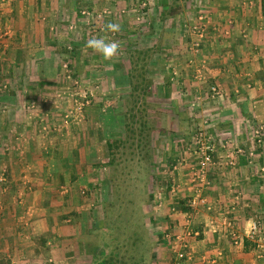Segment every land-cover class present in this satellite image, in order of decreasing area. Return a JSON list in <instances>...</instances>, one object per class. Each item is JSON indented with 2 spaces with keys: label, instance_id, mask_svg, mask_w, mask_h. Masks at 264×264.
Listing matches in <instances>:
<instances>
[{
  "label": "rangeland",
  "instance_id": "1",
  "mask_svg": "<svg viewBox=\"0 0 264 264\" xmlns=\"http://www.w3.org/2000/svg\"><path fill=\"white\" fill-rule=\"evenodd\" d=\"M36 1L33 10L31 0H0V47L10 34L6 14L13 23L18 9L51 14L50 31L62 44L53 84L17 88L25 90L18 122L0 128V264H86L110 251L146 264L161 234L171 240L175 214L188 220L209 209L215 162L244 154L229 135L210 132L209 115L225 108L224 88L207 78L209 41L223 29L206 0ZM108 22L120 31H102ZM101 36L120 42L112 61L85 47ZM13 109L0 100V111ZM251 130L261 143V127ZM252 205L241 234L230 236L264 264V201L255 212ZM175 252L191 257L187 239Z\"/></svg>",
  "mask_w": 264,
  "mask_h": 264
},
{
  "label": "crops",
  "instance_id": "2",
  "mask_svg": "<svg viewBox=\"0 0 264 264\" xmlns=\"http://www.w3.org/2000/svg\"><path fill=\"white\" fill-rule=\"evenodd\" d=\"M31 1L35 10L37 1ZM206 1L213 22L223 29L221 36L212 32L209 41V58L213 60L206 68L207 78L224 88L220 101L225 108L209 115L213 117L210 132L221 133L223 137L229 135L244 154L235 156L232 164H226L224 158L215 162L213 184L206 195L209 209H195L188 220L181 214H173L175 224L168 225L171 240L161 234L160 251L144 257L146 264H204L203 258L209 264H261L258 251L246 246V239H243L244 247L243 242L234 245L230 234L231 231L241 234L250 204L255 212L258 199L264 201V140L257 143L250 137L251 129L257 127H261L264 136V0ZM21 11L17 10L13 23L12 14L7 13L4 22L10 34L8 44L0 47V84L9 83L12 88L9 93L0 94V100L3 104H14L15 109L11 110L12 115L9 110L0 111L1 129L7 119L13 125L18 122L16 104L24 102L25 90L18 93L16 89L21 85L34 89L48 87L59 68L57 54L62 44L50 31L51 14L23 15ZM209 107L217 109L211 104ZM57 158L61 163L60 156ZM63 162L67 163V157ZM20 192L17 191L18 195ZM257 206L259 213L263 206ZM188 229L197 236L186 238ZM186 239L191 257H173L176 246Z\"/></svg>",
  "mask_w": 264,
  "mask_h": 264
},
{
  "label": "clouds",
  "instance_id": "3",
  "mask_svg": "<svg viewBox=\"0 0 264 264\" xmlns=\"http://www.w3.org/2000/svg\"><path fill=\"white\" fill-rule=\"evenodd\" d=\"M121 29V25L118 22H108L104 25L102 31L107 33H118ZM85 47L92 49L95 53L101 55L106 61H112L118 57L120 52V42L115 39H109L105 36L92 37L86 41ZM254 228V223L252 224Z\"/></svg>",
  "mask_w": 264,
  "mask_h": 264
},
{
  "label": "trees",
  "instance_id": "4",
  "mask_svg": "<svg viewBox=\"0 0 264 264\" xmlns=\"http://www.w3.org/2000/svg\"><path fill=\"white\" fill-rule=\"evenodd\" d=\"M113 142L114 141H111L109 139L108 140L105 139V145H106L108 150L112 149V143ZM137 258L138 259H133L134 262L131 261L132 262L131 264H142L141 263V257H137ZM87 264H130V263L126 262L125 260H123L120 257H116V254L114 252L110 251L106 255H101L99 257L96 256L93 259L91 258V260Z\"/></svg>",
  "mask_w": 264,
  "mask_h": 264
},
{
  "label": "built area",
  "instance_id": "5",
  "mask_svg": "<svg viewBox=\"0 0 264 264\" xmlns=\"http://www.w3.org/2000/svg\"><path fill=\"white\" fill-rule=\"evenodd\" d=\"M204 158L207 159V157H204ZM255 228H256V227L253 228L252 225H251V229H252V230H254Z\"/></svg>",
  "mask_w": 264,
  "mask_h": 264
}]
</instances>
